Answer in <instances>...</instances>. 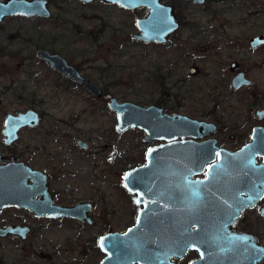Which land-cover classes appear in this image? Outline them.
<instances>
[{
  "label": "rangeland",
  "instance_id": "374dc122",
  "mask_svg": "<svg viewBox=\"0 0 264 264\" xmlns=\"http://www.w3.org/2000/svg\"><path fill=\"white\" fill-rule=\"evenodd\" d=\"M49 1L50 21L12 16L0 26V45L3 46V49L0 47V92L3 94L0 122L6 110L26 107L31 101L27 96L35 90L49 91L52 97L58 89L57 75L37 55L39 46L61 52L103 86L104 98L88 95L84 88H78L76 102L72 104L78 114L77 123L86 131L89 129L94 145L98 146L96 150L100 147V151L94 150L89 158L92 167L99 163V169L93 167V176L84 183L93 188L91 197L99 203L94 211L97 222L84 230L77 225L79 232L74 234L65 229L61 234L55 231L53 236L60 237H51L56 246L60 243L58 263L74 264L86 256V264H98L105 257L98 247L99 237L108 231L123 232L135 223L137 208L123 178L127 170L144 163L151 144L140 128L123 134L116 131V115L108 110L111 96L144 106L168 105L172 110L199 118L204 106H211L203 96L213 92L216 75L223 66L214 56L206 57L205 61L199 59L201 52L195 47L197 40L191 42L187 30L180 31L176 38L188 39L182 43L175 40L179 44L175 46H158L135 39L133 33L138 31L135 19L145 10L132 12L103 2ZM209 8H199L205 10L199 20L206 26V37L218 42L220 49L213 51L215 56L220 53L222 60L227 59L228 52L224 43H244L251 35L264 32V0H217ZM210 10L217 12L206 13ZM224 32L227 34L222 35ZM192 61L204 67L205 72L190 76L188 69ZM254 66L249 63L248 70L256 84L243 91L257 93L238 94L240 109L248 106L249 99L255 101L259 97L262 98L259 103L264 105V68ZM12 87L17 92L14 98ZM51 107L58 116L63 115L55 105ZM49 121L54 122V119ZM255 123L252 121V125ZM70 184L81 186L78 179L71 180ZM101 189L103 195L99 192ZM67 238L74 239L68 242ZM39 246L42 250L38 252L53 251L48 244Z\"/></svg>",
  "mask_w": 264,
  "mask_h": 264
},
{
  "label": "flooded vegetation",
  "instance_id": "af4514ba",
  "mask_svg": "<svg viewBox=\"0 0 264 264\" xmlns=\"http://www.w3.org/2000/svg\"><path fill=\"white\" fill-rule=\"evenodd\" d=\"M95 2L103 1L94 0L89 4ZM161 2L173 7L179 27L169 35L165 43L155 41L149 43L168 47L179 45L175 43V40L182 43L183 40L188 38H176L177 34L182 30H187L189 40L194 43V40H197L195 47L201 52L198 55L199 59L205 61L206 57H217L221 61L223 69L216 75L213 92L203 96L206 101L211 102V106H204L205 110L200 114L199 118L190 116L184 112L172 110V106H165L163 104L151 105L163 109V113L187 115L193 119L213 125V131L202 132L203 136L198 138L188 137L186 139L196 141L215 139L218 149H225L230 152L242 150L252 142V136L256 127L264 129V105L259 103L262 98H256V102L249 99L248 106L240 109L238 108L237 97L238 94L243 92L246 94L253 93L252 95L257 93L255 90H243L254 87L256 84V80L250 75L248 64L255 65V68H264V32L261 31L251 35L246 40L247 42L244 43H224L228 47V52L226 55L227 59L222 60L219 58L221 57L220 53L215 56V52L213 51L220 49L218 42L206 37V26L199 20L205 14V10L201 11L199 8H209L210 4H214L217 0H161ZM140 10H145V13L137 15V17L146 16L149 11L146 7ZM207 12L212 15L217 11L210 10ZM51 17L38 18L50 21ZM6 20L7 18L0 26ZM135 33H133V37ZM225 34L227 32H224L222 35ZM219 43L220 46H223L221 42ZM0 47L3 49L2 45ZM39 49H45L51 53H57L65 57L70 65H73L81 74L99 86L101 94L92 92L82 83L53 68L49 62L39 57ZM37 55L40 61L57 75L59 87L52 95L56 99L55 101H51L52 97L49 96V91L41 93L39 90H35L27 96L31 101L26 107L6 110L3 117H1L0 168L14 165L19 166V168H30L36 172L35 176H39L40 181L34 182L32 177L26 176L27 174L17 175L20 178L27 177L28 187L39 185V187L32 190L34 192L37 191L38 194H35L33 197L28 196L24 198L23 201H27L25 204H0V264H60L56 261L61 256V248L58 246L60 243L57 246L55 245V239L60 237V235L53 236L55 235V231H59L61 234V230L65 229L74 234V232H79L77 225H81L84 230L88 227H93L97 222L95 221L94 211L99 203L91 197L93 188L84 183H86L89 176H93L91 173L93 167L95 170L99 169V163H95L92 167L89 160L93 155V151L98 146L94 145L89 129L86 131L77 123L78 114L73 110L72 104L76 102L78 88H84L88 95H95L99 99L104 98L106 92L99 82L91 78L83 69L79 68L77 64H74L61 52L39 46L37 48ZM255 55L256 59L254 58ZM193 61L189 66L188 74L190 76L203 74L205 68ZM181 80H183V77H181ZM246 80L249 83H244ZM237 83L240 84L237 86ZM10 89L12 90L14 87ZM11 92L14 98L17 92L14 90ZM209 97L210 100H207ZM2 103L3 94L1 93L0 105ZM52 105H55L57 110L63 115L58 116L54 113ZM100 109L103 110L102 108ZM108 110H111L109 103ZM28 111H34L36 119L33 118L30 122L28 121L23 124L19 122H7L8 116L17 117ZM49 117L50 119L53 118L54 122L49 121ZM252 121L256 123L252 125ZM250 125H252L251 129L248 130ZM160 143L162 142L159 140L151 141L150 146L146 150V155L151 146ZM99 151L100 147L96 150V153ZM146 155L143 164L137 165L127 171L146 166ZM255 158L257 166L264 164V156L256 155ZM218 160L219 156H216L212 163H216ZM207 173L208 169L200 175L193 176L192 179L194 181H206ZM70 179L80 180L81 186L75 187L73 184H70ZM253 189L241 188L235 191L237 202L246 204V206L244 205L245 208L238 217L236 216L237 214L235 215V220L230 224V235H225L228 220H232L228 217L229 215H226V219L228 220H220L218 215L220 217H223V215L221 213L217 215V211L215 213L217 218L215 217L216 220L214 222V224H217V231L214 230L213 236H207L205 231H202L203 228H201L200 221V211L204 208V205L200 201L196 204L189 203L190 205H188L187 209L198 210V212L187 216L186 226L191 227L186 229L185 239L181 244L172 246L167 251V254L164 253V258L166 257L169 260V264H256L255 260H258L257 264H264V198H262L264 197V189L257 187ZM99 192L102 195L104 194L102 189ZM254 199L256 200L254 201ZM220 200L221 198L219 197V204L217 206L220 212H223L229 206L220 208ZM87 205H90V210L87 209ZM78 206H81L80 212L92 220L91 224L67 215L55 216V210L58 208H73ZM135 206L138 217L139 210L140 208L143 209L144 205L142 204L139 208L135 203ZM38 209L50 212V214L39 215L36 212ZM233 212L238 211L234 208ZM137 217L135 223L128 229L136 225ZM63 225L64 227L62 228ZM127 230L121 231V234L126 233ZM111 232L114 231H108L107 233ZM102 236L97 241L98 247ZM51 237L55 239H51ZM230 237H247V241L243 239L230 240ZM87 238L89 240V236ZM73 239L67 238L68 242H72ZM46 244L52 247L53 251L38 252L39 249L42 250V247L39 245ZM212 249L214 251H211ZM262 253L263 256L261 257ZM33 258L34 260H31ZM85 258L86 256H82L80 262L77 263L76 261L74 264H86Z\"/></svg>",
  "mask_w": 264,
  "mask_h": 264
},
{
  "label": "water",
  "instance_id": "95a60500",
  "mask_svg": "<svg viewBox=\"0 0 264 264\" xmlns=\"http://www.w3.org/2000/svg\"><path fill=\"white\" fill-rule=\"evenodd\" d=\"M79 1L89 4L94 0ZM101 1L117 4L132 12L148 8L146 16L135 19L138 32L134 34V38L145 43H165L169 35L179 27L173 7L163 4L161 0ZM51 15L49 0H0V24L12 16L50 18ZM38 55L64 75L82 83L92 92L101 94L99 86L70 65L65 57L45 49H39ZM109 107L116 113V130L119 133L140 128L146 132V141L159 140L162 143L148 149L146 166L125 173L124 185L127 191L134 197L136 204L137 200L141 201L137 206L140 208L143 204L144 208L139 210L136 225L126 233L111 232L100 238L99 247L105 257L99 264H169V260L164 258V253L167 254L172 246L182 243L186 237V229L191 227L186 226L187 216L198 212L187 209L189 203H198L192 195V190L198 187L202 197L200 203L204 205L200 211L202 231H205L207 236L214 235V230L217 231V224H214L215 217L217 218L215 213L218 211L217 215H223H218L220 220H225L226 215L232 219H226L228 225L225 235H230V224L235 220V215L238 217L245 208L244 205L246 206L237 202L235 191L241 188L254 190L255 187L264 189V164L257 166L255 158L256 155L264 156V129L256 127L249 145L238 152H230L218 149L215 139H186L198 138L203 136V133L213 131V125L207 122L187 115L163 113V109L157 106L121 101L117 97L110 99ZM35 114L34 111H28L17 117L8 116L7 122L27 123L33 118L36 119ZM150 150L152 157L148 155ZM216 153H220L219 160L212 163ZM201 165L203 170H200ZM210 166L214 168L212 173H209ZM0 169V204H25L27 201H23L24 198L38 194L32 190L39 185L28 187L27 177H17L19 174H27L26 176L32 177L34 182H39V176H35L36 172L30 168L14 165ZM207 169L206 181L192 179ZM126 176L133 177L131 184L125 180ZM205 185L208 186L207 189ZM219 197L220 208L229 206L223 212H220L217 206ZM87 207L90 210V205ZM80 208L81 206L58 208L55 210V216L67 215L91 224L92 220L83 215ZM234 208L238 212H233ZM36 212L39 215L50 214L41 209ZM257 262L258 260H255L256 264Z\"/></svg>",
  "mask_w": 264,
  "mask_h": 264
},
{
  "label": "snow or ice",
  "instance_id": "6c2138e0",
  "mask_svg": "<svg viewBox=\"0 0 264 264\" xmlns=\"http://www.w3.org/2000/svg\"><path fill=\"white\" fill-rule=\"evenodd\" d=\"M148 155H149V157H152V152H151V150H150V152L148 153ZM216 156H217V157L220 156V153H216ZM206 163H209V162H206ZM200 170H203V165H201ZM213 171H214V168L210 166V167H209V173H212ZM125 180H126L129 184H131L132 181H133V177H132V176H126V177H125ZM204 187H205V189H207L208 186L205 185ZM192 195L196 198L197 202L201 201L202 197H201V193H200L199 187L196 188V189H194V190H192ZM262 198H264V197H262ZM250 199H251V198H250ZM136 202H137L138 205L141 203L140 200H137ZM239 239H243V240L247 241V237H244V238H240V237H230V240H239ZM101 243H102V246H103V243H104V242L102 241ZM252 247L254 248V246H252Z\"/></svg>",
  "mask_w": 264,
  "mask_h": 264
}]
</instances>
